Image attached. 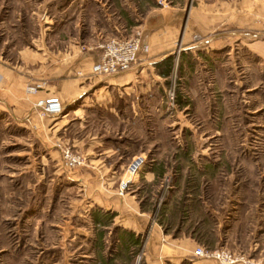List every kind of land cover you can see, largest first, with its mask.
<instances>
[{
    "label": "rangeland",
    "instance_id": "1",
    "mask_svg": "<svg viewBox=\"0 0 264 264\" xmlns=\"http://www.w3.org/2000/svg\"><path fill=\"white\" fill-rule=\"evenodd\" d=\"M62 1L69 0H0V47L35 38L41 23L50 31L62 19L55 7ZM190 1L196 6L200 0ZM128 2V11H135L130 17L139 21L156 4L168 8L184 0ZM239 82L225 84L223 92L212 86L206 96L183 87L178 92L173 80L165 87L175 91V106H167L165 93L155 124L145 127L152 134L145 136L142 152L104 160L107 166L112 161L106 175L122 165L123 178L108 190L117 192L114 198L130 199L129 210L93 202L87 188L56 172L50 155L45 160L35 125L26 128L0 113V264H175L167 244L173 234L211 250L242 253L232 249L233 235L241 232L238 239L247 246L252 214L264 212V84L258 72H241ZM177 97L186 106L177 105ZM35 114L51 117L37 109ZM97 115L91 114L93 133L120 139L115 119L105 114L104 129ZM140 157L145 167L156 164L158 179L138 173L120 194L128 166Z\"/></svg>",
    "mask_w": 264,
    "mask_h": 264
},
{
    "label": "crops",
    "instance_id": "2",
    "mask_svg": "<svg viewBox=\"0 0 264 264\" xmlns=\"http://www.w3.org/2000/svg\"><path fill=\"white\" fill-rule=\"evenodd\" d=\"M108 1L69 0L65 4L62 1V6L56 3L62 19L56 20L50 31L41 23L35 38L0 47V113L26 128L35 125L37 129L32 132L45 152L41 151L43 157L50 155L58 174L65 173L69 180L87 188L93 202L129 210L132 208L126 201L130 199L114 198L117 192L108 190L123 178L124 169L120 165L106 175L112 161L107 166L104 160L120 153L129 158L142 152L145 136L152 134L145 127L155 124L165 87L172 80L178 92L183 87L197 96H206L213 87L223 92L225 84L238 85L241 72L248 77L258 72L264 84V0H200L196 6L184 0L183 5L173 3L168 8L156 4L139 21L130 17L135 11H128V0H118L117 5ZM133 31L140 34L149 52L141 53L125 72L92 76L91 67L101 55L100 45L111 39L131 38ZM42 80L45 85L40 90L26 92L28 85ZM49 96L62 102V114L37 118L35 102ZM184 103L187 101L177 97V105ZM93 111L104 129L109 125L105 114L111 115L123 140L114 142L104 132L93 133L89 127L94 121ZM58 144H70L82 153L85 166L67 173L61 166ZM145 164L139 174L147 181H156V164ZM252 218L247 246L242 247L238 239L243 236L241 232L233 235L237 236V244L231 246L264 264V212L253 213ZM167 244L175 264H215L193 256L197 246H207L189 236L178 238L173 234Z\"/></svg>",
    "mask_w": 264,
    "mask_h": 264
},
{
    "label": "built area",
    "instance_id": "3",
    "mask_svg": "<svg viewBox=\"0 0 264 264\" xmlns=\"http://www.w3.org/2000/svg\"><path fill=\"white\" fill-rule=\"evenodd\" d=\"M100 58L92 65L91 75L94 77L114 76L121 72H125L133 67L137 62L141 53H148L149 47L141 42L140 34L137 33L130 39H111L100 45ZM45 85V81L35 82L26 87L28 94H34ZM167 106H175V91L169 88L166 91ZM35 109L42 116H58L61 115L64 107L62 102L56 96L40 98L35 102ZM61 151V166L66 171L74 170L85 163L82 154L75 151L70 145H59ZM134 161V160H133ZM142 157L137 162H132L126 174L128 178L122 179L119 184V192L123 194L128 188V184L132 181V177L136 176L144 165ZM193 256L205 258L216 262L217 264H261L260 261L250 258L242 253H237L226 248L207 249L203 246H197L193 252Z\"/></svg>",
    "mask_w": 264,
    "mask_h": 264
}]
</instances>
